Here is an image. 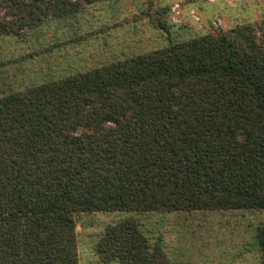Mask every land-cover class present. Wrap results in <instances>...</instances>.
<instances>
[{
	"label": "trees",
	"instance_id": "obj_1",
	"mask_svg": "<svg viewBox=\"0 0 264 264\" xmlns=\"http://www.w3.org/2000/svg\"><path fill=\"white\" fill-rule=\"evenodd\" d=\"M95 1L0 0V35L27 40L57 8ZM255 26L216 28L0 96V264H80L82 212L125 214L99 235L100 264H174L127 213L264 209ZM255 237L264 264V222Z\"/></svg>",
	"mask_w": 264,
	"mask_h": 264
},
{
	"label": "rangeland",
	"instance_id": "obj_2",
	"mask_svg": "<svg viewBox=\"0 0 264 264\" xmlns=\"http://www.w3.org/2000/svg\"><path fill=\"white\" fill-rule=\"evenodd\" d=\"M174 3L179 14L171 10ZM241 23L255 24L264 39V0H98L79 12L57 8L27 40L0 35V96ZM127 214L174 264H260L255 233L264 209ZM120 215L76 214L80 264H100L97 239Z\"/></svg>",
	"mask_w": 264,
	"mask_h": 264
},
{
	"label": "built area",
	"instance_id": "obj_3",
	"mask_svg": "<svg viewBox=\"0 0 264 264\" xmlns=\"http://www.w3.org/2000/svg\"><path fill=\"white\" fill-rule=\"evenodd\" d=\"M209 1H212V0H209ZM171 10L175 13V14H179L180 11H181V6L179 3H174L172 6H171ZM191 14H192V17L195 18L196 20H199L198 19V16L194 13V11H191Z\"/></svg>",
	"mask_w": 264,
	"mask_h": 264
}]
</instances>
